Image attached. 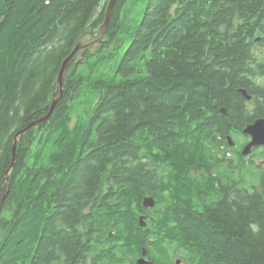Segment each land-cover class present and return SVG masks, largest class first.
<instances>
[{
  "label": "trees",
  "instance_id": "16d2710c",
  "mask_svg": "<svg viewBox=\"0 0 264 264\" xmlns=\"http://www.w3.org/2000/svg\"><path fill=\"white\" fill-rule=\"evenodd\" d=\"M126 1L99 49L118 40ZM107 2L0 0V264H89L85 252L108 239L119 262L147 244L158 254L160 237L192 264H264V174L257 187L232 189L207 167L213 153L220 165L218 136L246 121L235 87L252 73L264 0H147L119 76L96 82L87 123L69 127V103L89 50L69 64L49 120L17 142L3 183L15 134L46 113L62 60L96 32ZM55 130L54 156L43 160ZM148 195L153 208L142 206Z\"/></svg>",
  "mask_w": 264,
  "mask_h": 264
},
{
  "label": "flooded vegetation",
  "instance_id": "af4514ba",
  "mask_svg": "<svg viewBox=\"0 0 264 264\" xmlns=\"http://www.w3.org/2000/svg\"><path fill=\"white\" fill-rule=\"evenodd\" d=\"M264 33H258L254 42L250 46V52L254 55V66L252 73L245 80L243 86L236 85L235 92L240 97L241 106L243 115L246 118L244 124L241 126H235L231 124L228 128L222 133L221 137L218 136V141L221 143V148L224 150V161L225 163L220 164L216 172H212L213 175L221 178L219 182L216 183L218 186H227L229 185L232 189H242L244 188V183L250 187H257L258 180L261 174H264V163L258 166L255 162V159L261 156L258 150H261L264 153V145L255 146L252 148V151L247 154H242V149L247 144L251 137L249 134L243 132V128L252 123L257 118H264ZM240 89L245 91L243 94ZM227 116L226 110L223 112ZM231 118V117H230ZM213 125L212 134L217 128ZM218 133L215 132L214 135ZM220 139V140H219ZM218 157V156H217ZM264 159V155L261 160ZM212 164H210L211 166ZM155 165V167H157ZM222 166V167H221ZM159 168V167H157ZM247 173L249 177H245L244 173ZM221 174V175H219ZM219 175V176H218ZM222 177L224 179H222ZM257 184V185H256ZM218 187V188H220ZM162 238V243L160 245V252L158 254H152L153 251L151 245H146L148 247H142L139 255L133 257L129 254L123 256L119 262L114 255L116 251L117 244L114 240L105 243L101 250H94L85 252L87 259L85 260L89 264H137L136 261L144 253V259L146 261L152 262L151 264H192L189 260L186 259V249L179 246L177 243H169L170 238ZM176 241V240H173ZM178 241V240H177ZM112 252L113 258H94L98 253L102 255H107Z\"/></svg>",
  "mask_w": 264,
  "mask_h": 264
},
{
  "label": "rangeland",
  "instance_id": "374dc122",
  "mask_svg": "<svg viewBox=\"0 0 264 264\" xmlns=\"http://www.w3.org/2000/svg\"><path fill=\"white\" fill-rule=\"evenodd\" d=\"M146 3L147 0H127L120 10V18L122 20L121 30L118 34V40L113 42L109 47L102 48V50L98 47L88 49L89 53L93 55L89 56L88 58H85L77 65L75 72L83 76L84 80L80 82L78 90H76L74 96L72 97L69 103L70 109L73 110V112L76 111L73 114L72 120L69 123L70 128H73L74 124L79 120L80 122L85 124L90 119L92 114L93 100L99 92L96 82L99 80L110 81L114 77L117 78L119 76V74L117 73V68L124 56L125 50L133 39V32L142 17L143 11L146 7ZM79 59H81L80 56H78V58L73 62H77ZM141 64H144V62L142 61ZM131 74L135 75V72ZM37 127L38 126H36V128ZM60 135L61 134L58 130L48 133L46 137L48 138V140L46 141V146L49 148V151L47 149L41 155L43 160H51V158L54 156L53 145L59 140V138H61ZM66 141H68V139ZM37 144V142L33 143L34 150L36 149ZM213 149L214 152L217 154L216 157L218 156V158L220 159L219 163L223 165V163H225L223 162L225 159L224 150L222 148L216 147H213ZM257 152L262 154L261 156L255 159L256 164L260 166L264 163V159L261 160L264 153H262L261 150H258ZM214 158L215 155L213 153V164L210 166V169L216 172L219 165H217V167H215L214 169ZM209 165L210 164H208L207 167H209ZM151 168L156 169L155 166H152ZM199 171L203 172V170ZM220 171L221 170H219V172ZM190 173L191 175H193L196 173V171L194 169H191ZM244 175L245 177H249L246 172L244 173ZM246 186L250 187L247 182L244 183V187Z\"/></svg>",
  "mask_w": 264,
  "mask_h": 264
},
{
  "label": "water",
  "instance_id": "95a60500",
  "mask_svg": "<svg viewBox=\"0 0 264 264\" xmlns=\"http://www.w3.org/2000/svg\"><path fill=\"white\" fill-rule=\"evenodd\" d=\"M117 1L118 0H108L104 15H103V21L100 24L99 28L96 30V32L95 33L86 32L88 34L86 38H84L85 33H83L77 40L71 52L62 60L60 69L57 75L55 91L53 93L52 100L50 102V105L46 113L42 115L40 118L34 121H31L29 124H27L25 127L20 129L15 134L13 141H12V160H11V164L8 170L6 171L3 183L7 181L8 174L14 166L17 142L21 140L24 134L31 128L45 124L49 120L55 106L58 104V102L62 98L64 76L66 74L69 64L75 61L78 58V56H80V58L83 59L85 56L86 50L90 48L98 47L105 40L110 21L112 19L113 13L117 5ZM240 91L243 94H245V91L243 89H240ZM222 111L224 112L225 109L222 108ZM243 132L249 134L251 137L250 141L247 144H245V146L243 147L241 151L243 155H247L252 151L253 147L264 145V118H257L252 123L247 124L243 128ZM3 197L0 198L1 201H3ZM142 206L145 208H153L155 206V199L152 196H145L142 199ZM138 224L140 227L146 226L144 215L139 216ZM143 256H144V253L139 259H137L136 261L137 264H151L152 263V262L146 261Z\"/></svg>",
  "mask_w": 264,
  "mask_h": 264
},
{
  "label": "bare ground",
  "instance_id": "6f19581e",
  "mask_svg": "<svg viewBox=\"0 0 264 264\" xmlns=\"http://www.w3.org/2000/svg\"><path fill=\"white\" fill-rule=\"evenodd\" d=\"M65 175H67V174H65Z\"/></svg>",
  "mask_w": 264,
  "mask_h": 264
}]
</instances>
